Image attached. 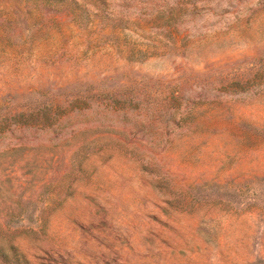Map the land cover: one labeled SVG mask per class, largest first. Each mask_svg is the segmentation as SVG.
<instances>
[{"label":"rangeland","instance_id":"1","mask_svg":"<svg viewBox=\"0 0 264 264\" xmlns=\"http://www.w3.org/2000/svg\"><path fill=\"white\" fill-rule=\"evenodd\" d=\"M0 264H264V0H0Z\"/></svg>","mask_w":264,"mask_h":264}]
</instances>
